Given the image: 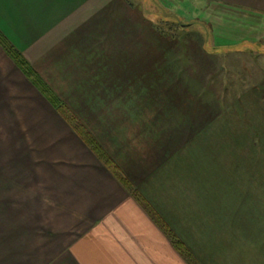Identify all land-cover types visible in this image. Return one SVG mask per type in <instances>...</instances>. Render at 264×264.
<instances>
[{
  "label": "crops",
  "instance_id": "1",
  "mask_svg": "<svg viewBox=\"0 0 264 264\" xmlns=\"http://www.w3.org/2000/svg\"><path fill=\"white\" fill-rule=\"evenodd\" d=\"M197 2L175 39L127 0H0V32L192 258L0 44V264H264V101L221 102L224 56L264 77V0Z\"/></svg>",
  "mask_w": 264,
  "mask_h": 264
},
{
  "label": "rangeland",
  "instance_id": "2",
  "mask_svg": "<svg viewBox=\"0 0 264 264\" xmlns=\"http://www.w3.org/2000/svg\"><path fill=\"white\" fill-rule=\"evenodd\" d=\"M127 1L131 5L136 6L137 8H142L144 6L147 7L150 12V13L148 12V16L151 17L152 20H158V21L160 20L162 21L163 24L166 23L167 27L169 28L168 29L169 36L171 37L173 36L175 39H180V37L182 36L184 37L186 35H189L188 32L193 31L194 29L198 33L200 31L199 28H196L197 27L196 23L195 24L193 23V25L187 27L184 26L187 25L189 21H194L197 19V15L199 13L192 11L193 9L194 10L196 9V11H198L199 9V5L198 4L195 5L194 3L195 1L196 3H198L197 0H127ZM177 10L183 11V15H182L183 17L182 16L179 18L176 17L179 16V14L176 12ZM179 13L182 14L181 12ZM210 44L208 43L206 47L210 48L209 47ZM222 51L226 52L227 48L222 47L221 52ZM220 57L221 58L223 57V53L222 55H220ZM224 57L226 58L225 63L228 65L229 69L227 68L228 69L227 79H226L227 89L224 92L223 97H221L222 98L221 102L225 103V105L230 104L232 102H238L241 97L245 96V92L247 90H250L249 92L252 93L254 96L261 97L264 101V82L263 83L261 82L264 80L263 79L264 77H262L261 76L262 73L258 71L259 67L257 61L254 59V56L251 57L250 55H247L245 53L237 54L236 56H231L232 58H234L233 61L231 59L232 62L228 60L229 56L228 57L224 56ZM159 218L165 223V221L160 216ZM172 233L175 235L173 231ZM189 255L191 258L190 252Z\"/></svg>",
  "mask_w": 264,
  "mask_h": 264
},
{
  "label": "trees",
  "instance_id": "3",
  "mask_svg": "<svg viewBox=\"0 0 264 264\" xmlns=\"http://www.w3.org/2000/svg\"><path fill=\"white\" fill-rule=\"evenodd\" d=\"M188 23L187 25H190ZM0 44L5 48L7 53L16 62V64L23 70V72L29 77V79L41 90V92L53 103L55 108L61 113V115L73 126L75 131L87 142V144L97 153V155L105 162L109 169L117 176L121 183L137 198V200L145 207V209L151 214V216L157 221V223L169 234L173 243L177 249L190 258L187 247L179 240L170 230V228L159 218V215L147 202V200L140 194V192L134 188L132 183L127 177L122 174V171L118 164L104 151L95 137L81 122V120L66 106L62 100L51 90L47 83L41 78L36 70L30 65L28 60L23 54L13 46L5 36L0 32Z\"/></svg>",
  "mask_w": 264,
  "mask_h": 264
}]
</instances>
